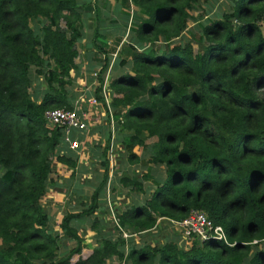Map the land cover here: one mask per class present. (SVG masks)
Masks as SVG:
<instances>
[{
	"label": "trees",
	"instance_id": "trees-1",
	"mask_svg": "<svg viewBox=\"0 0 264 264\" xmlns=\"http://www.w3.org/2000/svg\"><path fill=\"white\" fill-rule=\"evenodd\" d=\"M96 1L0 0V264H264V0H231L229 11L205 22L191 15L203 0H117L121 35L108 46L98 29L91 36L103 54L92 97L108 113L100 90L106 54L118 47L119 64L128 58L130 66L107 85L120 144L128 161L143 160L138 147L150 151L144 161L162 164L165 173L143 205L116 215L118 225L133 233L157 217L179 220L196 210L222 227L230 245L208 236L125 251L118 235L99 239L82 257L87 246L70 221L97 207L109 172L108 135L87 207L57 220L61 236L74 242L59 251L41 199L55 162L72 170L74 159L57 152L67 145L64 127H49L43 114L73 107L76 44L86 20H99ZM190 19L197 23L189 39L174 41ZM40 76L38 91L31 79ZM126 180L142 189L133 177L120 178Z\"/></svg>",
	"mask_w": 264,
	"mask_h": 264
},
{
	"label": "crops",
	"instance_id": "crops-1",
	"mask_svg": "<svg viewBox=\"0 0 264 264\" xmlns=\"http://www.w3.org/2000/svg\"><path fill=\"white\" fill-rule=\"evenodd\" d=\"M96 6L99 9V20L94 22L86 20L82 33V39L78 41L77 56L74 59L75 69L70 72L71 86L69 88L71 95L69 103L72 108L80 109L84 113L86 129L83 132L72 130L70 137L78 141L76 149H70L63 144V155L70 156L74 159L72 170L65 164L55 162L50 181L46 193L43 195V202L48 203V211L46 213L51 220L50 228L57 232L60 239L64 241L65 237L61 236L58 228V218L66 212L78 213L87 207L88 199L92 191L96 188L102 178L103 168L100 165L102 160V145L106 137L109 135L108 154V175L105 185L100 190L94 211L89 215H80L78 218L70 221V224L77 228V232L85 233V236L91 237V241L95 243L99 239H117L120 232L114 226V218L120 212L130 208L131 206L143 205L150 196L154 183H160L165 178L164 167L160 163H146L150 156L149 153L144 154L142 149L138 147L134 149L135 154L141 162L134 160L128 161L127 151L120 144V133L116 132L115 122L111 117V108L108 106V113L98 104H90L87 100L92 98L93 87L97 82V75L92 76L94 71H99L102 63L99 58L103 54H96L95 48L92 47L91 36L95 29H98L100 40L103 39L108 46L111 44L115 36L121 32L119 29L120 15L117 0H97ZM121 35V34H120ZM104 36V38H103ZM126 33L122 35L121 40L124 41ZM118 47L113 52L107 53V63L103 71V80L106 83L111 78L117 76L129 69V59L125 64H119V57L115 54ZM96 56V58H95ZM113 90L107 85L106 100L109 102ZM95 105V106H94ZM108 116V117H107ZM79 135H83L78 140ZM152 141V140H151ZM151 141H145L146 145H150ZM137 148V147H136ZM144 151V150H143ZM148 172L149 178L141 179L143 172ZM71 173V174H69ZM138 175L135 177V175ZM124 176L127 179L133 177L140 188L132 186L128 180L123 184L120 178ZM140 183V184H139ZM53 202V206L50 205ZM42 203V205H44ZM96 223L92 226V220ZM130 227L124 231L128 237L122 239L125 244V251L131 246L139 247L143 244L155 245L165 241H174L177 245L185 244L184 237L178 232V226L174 225L169 218L157 217L155 224L149 229L141 231H132ZM180 231V229H179ZM119 235V236H118ZM83 237V236H82ZM124 251V252H125ZM114 259V258H110ZM105 264H109L106 260Z\"/></svg>",
	"mask_w": 264,
	"mask_h": 264
},
{
	"label": "built area",
	"instance_id": "built-area-1",
	"mask_svg": "<svg viewBox=\"0 0 264 264\" xmlns=\"http://www.w3.org/2000/svg\"><path fill=\"white\" fill-rule=\"evenodd\" d=\"M96 75H97V71L93 72L92 76L95 77ZM105 87H106L105 80H103L101 84L100 93L104 99L106 107H108ZM87 101L90 104L96 103L93 97ZM43 116L49 125L64 127L63 140L64 142L67 143V146L70 149H76L78 147V141L70 139L69 130L70 129L81 130L85 128L86 123L84 119V113L80 109L79 110L76 108H72L70 110H66L63 108H53L50 110L47 109L44 111ZM170 221L174 225L178 226V228L180 229V233L187 242L193 238L204 240L208 236L209 237L211 236L217 240H221L226 244L230 245V243H228V241L225 238V234L223 232L222 227L220 225L213 224L210 221V219H208L206 215L200 211L191 210L186 217L179 220L170 219ZM114 222L118 231L120 233L122 232L123 236L128 235L123 232L124 230H122V228L118 225L116 219H114Z\"/></svg>",
	"mask_w": 264,
	"mask_h": 264
},
{
	"label": "rangeland",
	"instance_id": "rangeland-1",
	"mask_svg": "<svg viewBox=\"0 0 264 264\" xmlns=\"http://www.w3.org/2000/svg\"><path fill=\"white\" fill-rule=\"evenodd\" d=\"M230 4H231V0H203V1H199L195 6H194V8H193V10L191 11V15H192V17L193 18H195V19H197V21H203V22H205L206 20H210V19H215V18H217V17H219V15L222 13V12H226V11H229V7H230ZM207 18V19H206ZM203 19H205V20H203ZM188 23H189V25H188V28H187V30H184V33L181 35V36H179V38L178 39H175L174 41H176V42H185L186 41V39H189V34L192 32V29L190 28V27H196V23L197 22H194V21H192V19H190L189 21H188ZM35 26L36 27H38V25H36L35 24ZM40 26V25H39ZM35 27V28H36ZM126 32H127V30H126ZM79 47H82L81 45L79 46ZM78 47V45L76 44V49L77 48H79ZM193 48L195 49L196 47H195V45H193ZM95 72V71H94ZM31 81H32V83H34V84H36V82L35 81H37V87H38V91H40V88H42V84H43V82H42V77L40 76V77H38L37 79H35V78H33V79H31ZM96 84H97V82H96ZM95 84V85H96ZM105 84H106V87H105V91H107V83L105 82ZM37 87L36 86H32V87H30L29 88V90H30V92H36L37 93ZM96 105V104H95ZM94 105V106H95ZM50 109H53V108H50ZM49 109V110H50ZM86 120V119H85ZM47 123V122H46ZM49 127H50V125H48ZM151 141L152 140V138H148V139H146V141ZM108 155V154H107ZM53 165H54V162H53ZM54 171V170H53ZM44 198V197H43ZM43 198L41 199V203H44L43 202ZM48 205V203H44V205H43V208H44V210L46 211H48V209H47V206ZM50 205L51 206H53V202L52 201H50V204H49V207H50ZM114 219H116V217L114 218ZM117 220V219H116ZM114 226L116 227V225H115V222H114ZM117 228V227H116ZM125 234H127L125 231H123ZM178 232H180L179 231V228H178ZM77 234L80 236V237H82V238H84V243L86 244V246L87 247H85V248H83V251H81V255H82V257H84V256H86L87 255V252L92 248V246L94 245H96V242L95 243H93L92 241H91V237H89V236H85V233H83L82 231L81 232H79V230H78V232H77ZM120 237L122 238V239H124V238H126V237H128V235H126V236H123V234H122V232H121V234H120ZM114 240V239H113ZM185 242V244H183V242L181 243L182 244V246H185L186 245V240H184ZM58 244H59V251H63V249L64 248H66V249H69L70 247H72L73 245H74V242L72 241V240H62V238L60 239V237H58ZM188 243V242H187ZM253 244H255V242L253 241L252 242ZM179 245V244H178ZM179 246H181V245H179ZM107 260H109V264H122V263H120L117 259H107Z\"/></svg>",
	"mask_w": 264,
	"mask_h": 264
}]
</instances>
